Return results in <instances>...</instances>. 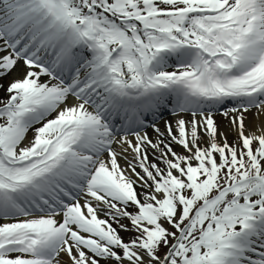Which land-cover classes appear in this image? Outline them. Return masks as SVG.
<instances>
[{
    "label": "snow or ice",
    "instance_id": "1",
    "mask_svg": "<svg viewBox=\"0 0 264 264\" xmlns=\"http://www.w3.org/2000/svg\"><path fill=\"white\" fill-rule=\"evenodd\" d=\"M0 264H264V0H0Z\"/></svg>",
    "mask_w": 264,
    "mask_h": 264
}]
</instances>
